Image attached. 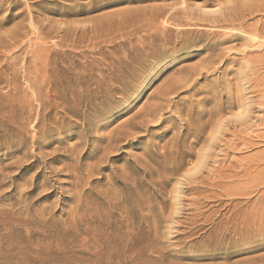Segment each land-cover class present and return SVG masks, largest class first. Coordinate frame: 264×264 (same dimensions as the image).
<instances>
[{"label": "rangeland", "instance_id": "rangeland-1", "mask_svg": "<svg viewBox=\"0 0 264 264\" xmlns=\"http://www.w3.org/2000/svg\"><path fill=\"white\" fill-rule=\"evenodd\" d=\"M247 102L264 0H0V264H264Z\"/></svg>", "mask_w": 264, "mask_h": 264}, {"label": "bare ground", "instance_id": "bare-ground-1", "mask_svg": "<svg viewBox=\"0 0 264 264\" xmlns=\"http://www.w3.org/2000/svg\"><path fill=\"white\" fill-rule=\"evenodd\" d=\"M205 10V9H204ZM203 11V10H202ZM176 12V11H175ZM163 14V13H162ZM159 15V14H158ZM184 17H186V16H184ZM188 18V17H187ZM190 22V21H189ZM189 22H187V24L189 23ZM163 24H165V25H167L168 27H170V28H172L173 30H174V32L177 34V35H182V34H184L185 32H183L182 30L181 31H179L178 30V28L180 27V21H178V20H176V18L173 16V13L170 15V16H164V20H163ZM190 24V23H189ZM215 24H216V22H215ZM163 28V27H162ZM167 28V27H166ZM165 28V30H164V33H166L165 31H168V29L169 28H167L166 29ZM164 29V28H163ZM181 29V28H180ZM153 41V40H152ZM262 117V116H261ZM233 118L237 121V126L241 129V131L243 130V131H245V130H249V129H251V128H253V127H260V125H262V124H264V120H261L260 118H259V116H258V112H256L255 110H254V108H252L251 107V104L250 103H246L245 105H244V107H243V109H242V111L240 112V113H237V114H235V115H233ZM255 130V129H254ZM257 131V130H256ZM247 132V131H246ZM237 134V133H236ZM243 134V133H242ZM241 134V135H242ZM255 135V134H254ZM234 136H235V134H234ZM238 136V135H237ZM249 136V135H248ZM236 137V136H235ZM239 138V137H238ZM256 138V137H255ZM258 138L259 139H261V140H264V135H260V136H258ZM236 139H237V137H236ZM235 142V141H234ZM237 143V142H236ZM260 143V142H259ZM258 143V144H259ZM236 145V144H235ZM227 146V145H226ZM237 148V147H236ZM229 149V148H228ZM248 149V148H247ZM234 154V153H233ZM207 156V155H206ZM235 159V158H234ZM256 160H255V164H253V163H250L249 162V160H248V162L250 163H248V164H245V165H241L240 167H239V170H240V172L243 174L242 176L244 177H247L246 175H250V173H251V171H252V169H256L257 167H259V166H262L261 167V169H257L259 172H258V174H260L261 175V177H262V175H263V177H264V154L263 155H261V156H259V157H257V158H255ZM232 160V159H231ZM241 161V160H240ZM252 161H253V159H252ZM203 162V161H202ZM236 162V161H235ZM246 163V162H245ZM200 164H202V163H200ZM199 164V165H200ZM236 164V163H235ZM221 166V165H220ZM254 166H257V167H254ZM199 167V166H198ZM211 167V166H210ZM235 168V167H234ZM230 169H231V167H230ZM233 169V168H232ZM237 169V168H236ZM236 169H234V171L236 170ZM226 170V169H225ZM210 171H211V169H210ZM220 171V170H219ZM231 171V170H230ZM255 171V170H254ZM229 172V171H228ZM253 172V171H252ZM235 173V172H234ZM254 174V173H253ZM230 175H232V174H230ZM233 176V175H232ZM234 177V176H233ZM249 177V176H248ZM261 177H259V178H261ZM230 178V177H229ZM250 178V177H249ZM254 178V177H253ZM231 179V178H230ZM239 179V178H238ZM241 179V178H240ZM243 179V178H242ZM245 179V178H244ZM236 180V179H235ZM248 180V179H247ZM259 180H262V179H259ZM264 180V179H263ZM242 181V180H241ZM250 181V180H249ZM240 182V181H239ZM244 182H246V181H244ZM258 182V181H257ZM247 183V182H246ZM249 183V182H248ZM260 183V182H259ZM262 183V182H261ZM260 183V184H261ZM264 183V182H263ZM247 185V184H246ZM252 187V186H251ZM242 188V187H241ZM241 190V189H240ZM251 192V191H250ZM245 194V193H244ZM234 198V197H233ZM258 205V207H261V205L259 206V203L257 204ZM255 207H257V206H255ZM258 207L256 208V210L258 209ZM263 207V206H262ZM252 210V209H251ZM251 210H250V213H251ZM261 210V211H260ZM259 211H260V213H259V215H257V212H256V217H254L253 216V213L252 214H249V213H247V214H249V216H253V219L254 220H259V221H264V208H262V209H260ZM234 215V214H233ZM235 216V215H234ZM251 216V217H252ZM232 218V217H231ZM234 218V217H233ZM238 218V217H237ZM241 218V217H240ZM232 220V219H231ZM236 223V222H235ZM254 223V222H253ZM244 224V223H243ZM236 226V225H235ZM248 227V226H247ZM235 229V228H234ZM228 230V229H227Z\"/></svg>", "mask_w": 264, "mask_h": 264}]
</instances>
